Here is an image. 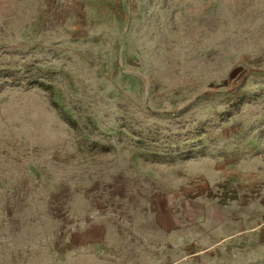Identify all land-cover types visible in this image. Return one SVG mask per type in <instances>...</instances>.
Masks as SVG:
<instances>
[{
	"label": "rangeland",
	"instance_id": "obj_1",
	"mask_svg": "<svg viewBox=\"0 0 264 264\" xmlns=\"http://www.w3.org/2000/svg\"><path fill=\"white\" fill-rule=\"evenodd\" d=\"M263 139L264 0H0V264H264Z\"/></svg>",
	"mask_w": 264,
	"mask_h": 264
},
{
	"label": "crops",
	"instance_id": "obj_2",
	"mask_svg": "<svg viewBox=\"0 0 264 264\" xmlns=\"http://www.w3.org/2000/svg\"><path fill=\"white\" fill-rule=\"evenodd\" d=\"M251 169L255 171L253 176L255 180L253 177L248 178H252L254 182L252 179L246 182L235 180L237 184H234V180H229L232 187L228 191V197L226 196L227 190H224L226 180L222 179L223 174H219L216 191L218 198L205 205L204 210L218 219H224L227 212L234 213L235 217L240 219L264 216V169L260 162L251 166ZM239 183H244V186H240Z\"/></svg>",
	"mask_w": 264,
	"mask_h": 264
},
{
	"label": "built area",
	"instance_id": "obj_3",
	"mask_svg": "<svg viewBox=\"0 0 264 264\" xmlns=\"http://www.w3.org/2000/svg\"><path fill=\"white\" fill-rule=\"evenodd\" d=\"M258 158L260 161L261 167L264 169V139L260 141L258 147Z\"/></svg>",
	"mask_w": 264,
	"mask_h": 264
},
{
	"label": "water",
	"instance_id": "obj_4",
	"mask_svg": "<svg viewBox=\"0 0 264 264\" xmlns=\"http://www.w3.org/2000/svg\"><path fill=\"white\" fill-rule=\"evenodd\" d=\"M190 252H193L194 251V246L193 244H190L187 248Z\"/></svg>",
	"mask_w": 264,
	"mask_h": 264
},
{
	"label": "trees",
	"instance_id": "obj_5",
	"mask_svg": "<svg viewBox=\"0 0 264 264\" xmlns=\"http://www.w3.org/2000/svg\"><path fill=\"white\" fill-rule=\"evenodd\" d=\"M251 72H257L256 70H250Z\"/></svg>",
	"mask_w": 264,
	"mask_h": 264
}]
</instances>
